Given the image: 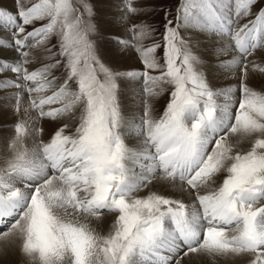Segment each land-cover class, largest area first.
Instances as JSON below:
<instances>
[{
  "label": "snow or ice",
  "instance_id": "obj_1",
  "mask_svg": "<svg viewBox=\"0 0 264 264\" xmlns=\"http://www.w3.org/2000/svg\"><path fill=\"white\" fill-rule=\"evenodd\" d=\"M120 4L127 37L107 39L140 67L102 59L87 0L0 9V91L23 112L0 158V240L35 264H264V92L248 83L264 75V0H173L159 40L130 22L143 2ZM195 36L235 84L213 85Z\"/></svg>",
  "mask_w": 264,
  "mask_h": 264
},
{
  "label": "bare ground",
  "instance_id": "obj_2",
  "mask_svg": "<svg viewBox=\"0 0 264 264\" xmlns=\"http://www.w3.org/2000/svg\"><path fill=\"white\" fill-rule=\"evenodd\" d=\"M97 5L96 19L100 25V32L102 39L98 43V49L102 59L107 63L113 65L129 67H139L135 54L125 52L123 55L116 50V45L111 42L108 37L113 33L119 32L122 36L127 37V33L124 32L125 25L122 23H116L115 17H119L123 11V7L120 4V0H94ZM13 0H0V9L11 10L13 6ZM12 12H15L14 9ZM111 21V23H109ZM0 36H7L6 32H0ZM199 39L200 45L194 47L195 41ZM193 51L196 52L204 61L203 70L208 74L209 79L216 87H225L228 84H235L237 81L231 75L222 74L213 65L215 64L216 57L211 55L212 47L211 42L204 40L202 37L195 36L193 39ZM260 52L256 53L257 58L259 56L260 62L264 63V59L260 58ZM11 55V53H9ZM249 86L259 91L264 88V75L255 73L248 81ZM10 91V90H6ZM2 93V92H1ZM3 94V93H2ZM5 94V93H4ZM26 95V94H25ZM0 100V158L7 155V141L13 136V124L23 118V112L16 113L14 111L15 101L11 103L13 106H9L8 97L1 98ZM26 98L23 99L22 108L27 104ZM130 99V98H129ZM128 102L127 100L125 101ZM45 129L43 139L49 134L54 124L51 120L41 121ZM154 190L163 191L161 186H157ZM111 225V219L108 215H104V219L98 222H94V227L98 226L100 230L107 231ZM7 230V229H6ZM28 257L23 255L19 251V242L14 238L9 241L0 240V264H33ZM186 264H244L241 258L234 257H211L204 254H193L190 261H186Z\"/></svg>",
  "mask_w": 264,
  "mask_h": 264
},
{
  "label": "rangeland",
  "instance_id": "obj_3",
  "mask_svg": "<svg viewBox=\"0 0 264 264\" xmlns=\"http://www.w3.org/2000/svg\"><path fill=\"white\" fill-rule=\"evenodd\" d=\"M83 2H84V0H81V3H83ZM87 2L91 3L93 5V8H94V11L96 14L95 18H94V22L97 23V25L100 28V25L96 19L97 5L94 2V0H87ZM141 2H143L146 5L145 14L139 15V16H134L132 18V21H130V22H138V21L146 20L148 23H150L156 29L155 38L157 40H159L160 39V33L163 30L162 25L164 22L162 9H165L168 6L172 5L173 0H134V3H136L137 5H139ZM13 3H14L13 6H15V0H13ZM13 9L15 11V7L11 8L10 11H12ZM95 38L97 40V45H98V43L102 39V37H101V35H99ZM193 44H194V42H193ZM200 44L201 43H199L198 45H200ZM198 45L194 44V47H197ZM260 58L264 59V56H262V54H260ZM256 59L259 60V56ZM138 65H139V62H138ZM139 67H140V65H139ZM259 91L264 92V88L259 89ZM3 97L7 98L6 90L0 91V100H2L1 98H3ZM24 98H26L25 100H27V95H24ZM166 101H167L166 95L159 98V102L155 105L156 111L154 112V115H159V113H161L163 111V107L166 104ZM53 123H55V124H54L53 128H51V130H50L49 134L46 136L45 140H47L50 137V135L56 130V128L59 127V122L53 121ZM104 215L109 216V214H107V213H105ZM6 229H7V226L1 228L0 230L6 231ZM33 264H35V263H33Z\"/></svg>",
  "mask_w": 264,
  "mask_h": 264
}]
</instances>
